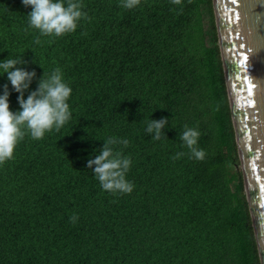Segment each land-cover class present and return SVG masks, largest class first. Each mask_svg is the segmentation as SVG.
Instances as JSON below:
<instances>
[{"label":"trees","instance_id":"obj_1","mask_svg":"<svg viewBox=\"0 0 264 264\" xmlns=\"http://www.w3.org/2000/svg\"><path fill=\"white\" fill-rule=\"evenodd\" d=\"M79 2L88 18L75 32L45 37L28 28L30 6L0 0V62L23 54L36 72L24 98L56 68L72 89L70 120L26 134L0 164V264H261L212 0ZM5 84L19 111L0 69V95ZM162 117L154 140L147 122ZM108 137L129 141L114 147L131 159V193L103 190L86 167Z\"/></svg>","mask_w":264,"mask_h":264},{"label":"clouds","instance_id":"obj_2","mask_svg":"<svg viewBox=\"0 0 264 264\" xmlns=\"http://www.w3.org/2000/svg\"><path fill=\"white\" fill-rule=\"evenodd\" d=\"M22 3L25 7H31L32 10L27 14L28 28L38 30L39 36L61 37L75 32L78 21L88 18L87 13L82 11L79 0H22ZM139 3L140 0H124L123 7L132 9ZM172 3L180 4L181 0H172ZM39 36L34 40L35 44L41 43ZM9 57L0 62V69L3 70V74H7L12 89L19 93L17 100L20 110L16 112L10 110V92L8 85L5 84L3 94L0 95V164L13 158L17 144L26 134L34 140L43 139L46 132L53 129L58 132L71 118L67 101L72 89L63 81L60 68H56L47 76L43 72L38 79L36 90L31 91L25 99L24 93L29 90L36 78V72L19 67L27 64L23 54L17 58ZM168 122L167 117L151 119L147 122L145 131L151 134L154 140H160L166 136L163 129ZM198 137L199 132L187 126L180 134V140L190 150L192 156L202 160L205 156L204 151L195 147ZM128 143L127 139L108 137L98 154L87 161L86 167L92 170L103 190L112 193L132 192L133 184L126 180L131 159L123 156L122 152L114 147L117 144L126 147ZM182 155L183 153H177L174 159ZM77 219L75 214L70 217L73 223Z\"/></svg>","mask_w":264,"mask_h":264},{"label":"water","instance_id":"obj_3","mask_svg":"<svg viewBox=\"0 0 264 264\" xmlns=\"http://www.w3.org/2000/svg\"><path fill=\"white\" fill-rule=\"evenodd\" d=\"M212 6L245 195L264 264V0H212Z\"/></svg>","mask_w":264,"mask_h":264},{"label":"snow or ice","instance_id":"obj_4","mask_svg":"<svg viewBox=\"0 0 264 264\" xmlns=\"http://www.w3.org/2000/svg\"><path fill=\"white\" fill-rule=\"evenodd\" d=\"M245 59H247V57H245Z\"/></svg>","mask_w":264,"mask_h":264}]
</instances>
